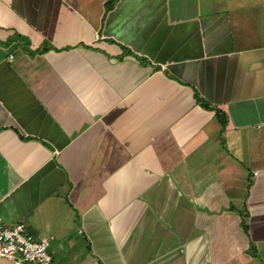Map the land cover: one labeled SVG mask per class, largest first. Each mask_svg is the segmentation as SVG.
Returning a JSON list of instances; mask_svg holds the SVG:
<instances>
[{
	"label": "crops",
	"instance_id": "1",
	"mask_svg": "<svg viewBox=\"0 0 264 264\" xmlns=\"http://www.w3.org/2000/svg\"><path fill=\"white\" fill-rule=\"evenodd\" d=\"M110 1L0 0V217L52 264H264V0Z\"/></svg>",
	"mask_w": 264,
	"mask_h": 264
},
{
	"label": "built area",
	"instance_id": "2",
	"mask_svg": "<svg viewBox=\"0 0 264 264\" xmlns=\"http://www.w3.org/2000/svg\"><path fill=\"white\" fill-rule=\"evenodd\" d=\"M52 240H37L24 223L7 226L0 217V259L12 264H52Z\"/></svg>",
	"mask_w": 264,
	"mask_h": 264
},
{
	"label": "trees",
	"instance_id": "3",
	"mask_svg": "<svg viewBox=\"0 0 264 264\" xmlns=\"http://www.w3.org/2000/svg\"><path fill=\"white\" fill-rule=\"evenodd\" d=\"M114 1H115V0H111L108 4L111 5V4H113ZM107 7H108V5H107ZM109 7H110V6H109ZM16 38H17V37H16ZM16 38H15V39H16ZM203 106H205V108H209V105H207V103H204V102H203ZM216 116H217V118H218V120H219V122H220L222 128L224 129L225 126H226V123H227V120H226L225 114H224L223 112H221V111H217V112H216Z\"/></svg>",
	"mask_w": 264,
	"mask_h": 264
}]
</instances>
